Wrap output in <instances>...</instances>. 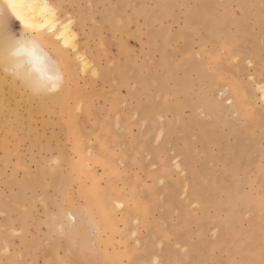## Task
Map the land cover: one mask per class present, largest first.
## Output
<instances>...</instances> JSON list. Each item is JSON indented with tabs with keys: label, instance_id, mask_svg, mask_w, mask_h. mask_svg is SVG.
Listing matches in <instances>:
<instances>
[{
	"label": "rangeland",
	"instance_id": "1",
	"mask_svg": "<svg viewBox=\"0 0 264 264\" xmlns=\"http://www.w3.org/2000/svg\"><path fill=\"white\" fill-rule=\"evenodd\" d=\"M48 2L62 100L0 66V264H264V0Z\"/></svg>",
	"mask_w": 264,
	"mask_h": 264
},
{
	"label": "bare ground",
	"instance_id": "2",
	"mask_svg": "<svg viewBox=\"0 0 264 264\" xmlns=\"http://www.w3.org/2000/svg\"><path fill=\"white\" fill-rule=\"evenodd\" d=\"M4 1L8 10L11 12L14 18H16V20L21 22V20L18 19V15H19L23 17L25 21L35 25L36 28L35 27L34 28L37 29V31L34 29L35 35L24 36V37L28 41V47H32L34 42L36 48V56L41 58L42 64L40 65L35 64L32 58L27 55H23V54L17 55L16 53L19 45L16 43V41H19L21 37L15 39L10 34L4 33L3 29L0 28V66L3 67L4 71L6 70L10 72L12 76L20 77L23 85L30 90L32 97L40 96L41 100H43L45 97H48L53 101H56L57 99L62 100L63 97L57 94L55 95L52 94L50 90L60 87L62 89H65L66 81L63 75L62 68L67 60L65 57L61 55L62 51L61 48H59V46L57 47L55 45L56 47L53 48V52L55 54L54 55L55 57H53L51 53H49V51L47 50L46 45L52 44L54 46L56 42L55 41L56 38L61 41H65L68 38V29H67L68 24L66 23L67 25H65L64 22H63L64 25L62 22H60L59 24L58 19L55 18L56 9L48 2V0H4ZM157 2H159V0H157ZM12 4L16 5L15 9L11 7ZM2 9H3V5H0V11ZM3 23H4V17L3 14L0 13V24ZM45 25L48 28H44L46 27ZM30 30H33V28H31ZM87 61L84 60L85 65L88 64ZM38 67L45 69L43 74L41 71L37 70ZM41 106L42 108L44 107V101H42ZM67 161L70 164H74V162H71L68 159ZM74 167L77 166L75 165ZM86 198L87 201L85 204L86 205L85 208L88 209L89 213L91 211L93 213L94 212L98 213V210L103 209L102 206L100 205V202L96 200V198L93 196L92 193L86 195ZM92 200L97 205V209L95 211H93ZM67 209H73L75 211L73 212L77 216V222H78L77 227L74 226V224L73 227H69L68 232L70 231V233H72V238H73V240L70 238L71 242L73 241V243L77 245L76 250L78 253L84 252L85 251L84 243L85 241H87L86 239L87 235L85 233L86 230L85 218L80 216L79 212L72 207L62 208L61 213L65 214ZM70 239H68L67 241H70Z\"/></svg>",
	"mask_w": 264,
	"mask_h": 264
},
{
	"label": "snow or ice",
	"instance_id": "3",
	"mask_svg": "<svg viewBox=\"0 0 264 264\" xmlns=\"http://www.w3.org/2000/svg\"><path fill=\"white\" fill-rule=\"evenodd\" d=\"M11 7H13V9H15L16 5L12 4ZM18 19L21 20V22L24 24V28L25 29H31L34 28V25L25 21L23 17L18 15ZM16 43L19 45L18 49H17V55H27L29 57L32 58V60L34 61L35 64L40 65L42 64L41 58L36 56V48H35V44L33 42V46L32 47H28V41L26 40V38L24 36H21L19 41H16ZM38 71H41L42 74L44 73L45 69L38 67L37 68Z\"/></svg>",
	"mask_w": 264,
	"mask_h": 264
}]
</instances>
